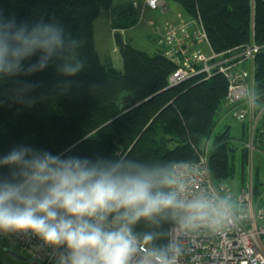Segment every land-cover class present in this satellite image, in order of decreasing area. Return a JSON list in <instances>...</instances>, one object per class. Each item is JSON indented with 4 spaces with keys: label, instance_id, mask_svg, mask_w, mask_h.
<instances>
[{
    "label": "trees",
    "instance_id": "16d2710c",
    "mask_svg": "<svg viewBox=\"0 0 264 264\" xmlns=\"http://www.w3.org/2000/svg\"><path fill=\"white\" fill-rule=\"evenodd\" d=\"M172 1L190 14L200 13L217 52L240 50L251 42L264 45V0H255L254 9L251 0H169L170 4ZM113 3L0 0L4 20L14 18L17 25L29 27L37 22L57 23L68 38L77 41L76 58L84 63L83 71L72 77L60 74L61 61L54 60L42 71L0 80V158L27 146L62 158L94 161L125 157L172 168L176 162L196 161L210 142L209 167L214 181L238 191L228 182L236 173L234 160L240 159L242 171L249 161V123L233 117L240 124L230 119L216 130L230 114L226 106L228 77L217 70L211 76L201 73L171 86L170 75L177 65L164 55L158 42V49L151 54L123 39L119 32L115 37L122 69L117 68L113 53L97 49L94 34L101 11ZM132 11L136 10L128 7V12ZM39 55L24 61V66L36 63ZM244 64L248 63L240 65ZM252 65L256 105L260 107L264 49L256 53ZM26 85L32 87L23 92ZM128 97L133 101L121 107ZM260 122L254 144L264 145V114ZM10 171L0 167V178L9 177ZM261 185L254 181L256 200L264 199ZM171 224L163 222L157 228L141 221L136 230L169 233Z\"/></svg>",
    "mask_w": 264,
    "mask_h": 264
},
{
    "label": "clouds",
    "instance_id": "9594fccd",
    "mask_svg": "<svg viewBox=\"0 0 264 264\" xmlns=\"http://www.w3.org/2000/svg\"><path fill=\"white\" fill-rule=\"evenodd\" d=\"M77 47L57 23L29 27L0 17V80L42 71L54 60L61 61L60 74L75 76L84 69ZM0 167L11 169L0 178V234L37 238L52 249L54 264H180L179 237L136 226L172 222L187 236L217 228L229 212L226 201L189 197L172 168L125 157L62 158L19 146L0 158Z\"/></svg>",
    "mask_w": 264,
    "mask_h": 264
},
{
    "label": "built area",
    "instance_id": "2783aa9c",
    "mask_svg": "<svg viewBox=\"0 0 264 264\" xmlns=\"http://www.w3.org/2000/svg\"><path fill=\"white\" fill-rule=\"evenodd\" d=\"M127 3L132 9L144 12L150 8L167 14L172 9L169 0H128ZM251 5L254 9L255 0H251ZM156 27L162 52L177 65L170 75V85L201 73L208 76L217 70L224 73L229 79L226 97L229 113L239 122L248 121L249 133L256 134L264 106L255 107L253 65L240 64L251 65L264 45L251 42L240 50L217 52L210 44L200 13L193 15L184 9L178 10L175 19ZM208 144L203 146L196 161L176 162L172 170L185 182L189 197L203 194L226 201L229 212L217 228H200L187 236L171 224L169 234L179 237L185 246L180 264H264V199L256 200L252 183L238 191H233L227 183H216L209 167ZM247 145L254 148V138ZM0 238L39 264H54L52 249L35 237L0 234Z\"/></svg>",
    "mask_w": 264,
    "mask_h": 264
},
{
    "label": "rangeland",
    "instance_id": "374dc122",
    "mask_svg": "<svg viewBox=\"0 0 264 264\" xmlns=\"http://www.w3.org/2000/svg\"><path fill=\"white\" fill-rule=\"evenodd\" d=\"M128 0H114L113 5L110 8L103 9L95 21L94 24V34H95V43L97 49L101 53H113L116 59V66L119 69H122V59L118 50L117 38L115 37L116 33L119 32L123 39H129L131 43L142 50H145L153 54L158 49L157 44V27L156 24L165 22L167 20H173L176 18V14L180 9V5L172 1L171 2V11L167 14L162 13L160 10L150 9L145 10L134 9L136 11L128 12ZM131 10V9H130ZM152 21L155 22L152 23ZM246 66V64H244ZM247 66L251 67V65ZM255 94L258 95V92L255 90ZM256 95V99L258 96ZM259 104L260 107L264 106V98L260 95ZM257 104V103H256ZM255 104V107L258 105ZM231 119V120H230ZM230 120L231 123L240 124L236 121L233 116L228 114V118L221 120L220 124L217 126L216 130L222 129L225 122ZM261 123V122H260ZM237 132L238 130L235 129ZM255 134L249 133V141L251 142ZM252 136V138H251ZM211 143L209 142V147ZM246 164V169L242 171V165L240 159L234 160V165L236 173L234 179L228 183L234 190H238L242 187H247L251 183L254 186V181L259 180L264 189V145L257 143L254 148H250L249 159ZM264 198V193H263ZM11 248L15 251H19L17 247L9 244L0 238V262L1 264H27L28 262L22 261L13 255L9 254L5 248ZM31 264V263H29Z\"/></svg>",
    "mask_w": 264,
    "mask_h": 264
},
{
    "label": "water",
    "instance_id": "95a60500",
    "mask_svg": "<svg viewBox=\"0 0 264 264\" xmlns=\"http://www.w3.org/2000/svg\"><path fill=\"white\" fill-rule=\"evenodd\" d=\"M133 101V99L131 98V97H128V98H126L125 100H123L121 103H120V106L121 107H124V106H126L127 104H129V103H131ZM5 250L9 253V254H11V255H13L14 257H16V258H18V259H20V260H22V261H26V262H29V263H31V264H39L37 261H34V260H32L30 257H28L27 255H25V254H23V253H20V252H18V251H15V250H13V249H11V248H5ZM1 264V263H0Z\"/></svg>",
    "mask_w": 264,
    "mask_h": 264
},
{
    "label": "flooded vegetation",
    "instance_id": "af4514ba",
    "mask_svg": "<svg viewBox=\"0 0 264 264\" xmlns=\"http://www.w3.org/2000/svg\"><path fill=\"white\" fill-rule=\"evenodd\" d=\"M27 264H29V262Z\"/></svg>",
    "mask_w": 264,
    "mask_h": 264
},
{
    "label": "crops",
    "instance_id": "0c3cea01",
    "mask_svg": "<svg viewBox=\"0 0 264 264\" xmlns=\"http://www.w3.org/2000/svg\"><path fill=\"white\" fill-rule=\"evenodd\" d=\"M239 190V189H238Z\"/></svg>",
    "mask_w": 264,
    "mask_h": 264
}]
</instances>
